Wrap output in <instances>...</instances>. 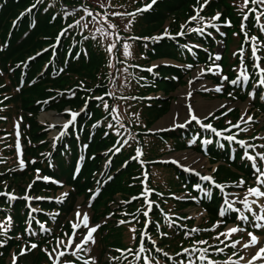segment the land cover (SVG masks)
I'll list each match as a JSON object with an SVG mask.
<instances>
[{"label": "trees", "instance_id": "1", "mask_svg": "<svg viewBox=\"0 0 264 264\" xmlns=\"http://www.w3.org/2000/svg\"><path fill=\"white\" fill-rule=\"evenodd\" d=\"M102 2L107 6L101 8ZM101 3L92 0H0V193L14 195V191L20 190L40 206L37 220L33 221L24 199L9 201L0 195V222L7 227L6 233L0 231V264H6L11 251L17 257L16 264H50L40 247L57 239L63 228L69 230L64 222L76 198L88 197L96 187L101 189L95 201L98 212L108 214L116 195L121 197V205L118 219L103 226L95 235L96 243L89 244L90 251L82 255L83 259L95 258V264H106L102 260L105 252L136 249L140 226L146 220L142 214L146 205L144 201L129 203L127 196L139 193L143 182L152 193L153 202L147 218L151 221L148 235L156 237L158 244L172 255L168 258L157 253L147 242L144 256L149 264H180L181 260L188 264L186 255H177L182 253V247L192 249L199 239L210 237L204 233L185 235L192 230V221L183 219L186 218L184 211L194 204L193 198L212 225L222 220L219 231L226 225L239 223L236 213L224 218L219 215L224 196L213 183L202 180L201 175L160 163L164 156L186 150L203 154L209 161L219 163L212 176L215 184L224 183L232 187L227 191L235 190L241 180L247 182V177L254 174L237 144L229 146L196 124L186 131H149L168 113L172 99L169 95L184 84L190 68L216 61L215 44L221 37L211 36L214 27L210 25L223 27L221 22L227 16L235 20L244 16L248 9L230 8L227 0H209L200 13L203 20L189 22L205 0H159L134 17L113 13H137L152 0H103ZM243 3L244 0L241 6ZM223 5H228L222 7L227 11L221 13L219 20H213L216 8ZM253 7L257 6L249 3L248 8ZM85 10L91 11L93 16H88ZM68 12L72 14L67 15ZM252 16L245 26L248 34L255 35L257 28ZM168 19L169 35L165 36L163 27ZM109 25L114 27L109 28ZM182 27L184 34L177 35ZM193 28H204V33L190 31ZM65 29L66 34L61 36ZM161 36L164 38L151 39ZM117 37L120 38L117 47L109 52L108 46L116 42ZM125 42L130 45V56L124 55ZM258 53L264 57V50ZM158 60L171 61L175 65H161L152 72L147 71L150 64ZM246 60L248 63L249 58ZM252 84L237 89L228 84L224 95L244 99L253 88ZM157 93H161V97L156 96ZM152 94L154 97L149 98ZM256 103L257 108L264 111L262 103L259 100ZM66 106L73 111L81 107L82 111L54 145L42 144L46 130L36 121L37 115L47 111L61 113ZM233 116L231 114L230 119ZM19 121L24 123L20 137L25 144L23 155L15 131ZM210 122L238 139H253L257 135V130L248 124L241 126L248 130L240 132L236 128L226 131L223 119L212 118ZM258 143L259 140L252 142ZM115 147L121 150L116 152ZM138 149L143 154L134 159ZM256 151L263 152L262 148ZM20 160L24 162L23 167ZM38 175L50 180L37 179ZM20 180L28 181L31 187L28 186V190L20 188ZM63 187L71 190L60 203L51 195ZM183 193L190 197L182 198ZM54 210L56 214L52 215ZM165 215L175 220L176 226L169 227ZM7 217H11L10 224ZM41 223L50 231L41 232ZM28 227L36 235H30ZM132 228L136 231H130ZM22 243L25 248L31 243L38 247L20 255ZM231 253L229 250L225 256ZM219 259L209 256L204 262L195 260V264L214 263ZM72 262L83 263L74 259ZM115 263L145 264V259L136 262L135 258H123Z\"/></svg>", "mask_w": 264, "mask_h": 264}, {"label": "rangeland", "instance_id": "2", "mask_svg": "<svg viewBox=\"0 0 264 264\" xmlns=\"http://www.w3.org/2000/svg\"><path fill=\"white\" fill-rule=\"evenodd\" d=\"M93 2L99 4L103 0H92ZM227 4L229 7H239L241 8L242 0H227ZM227 5V6H228ZM226 5H223L221 7H217L215 12L213 13V16H216L218 13L221 16L222 12H226L222 7H227ZM225 10V11H224ZM243 16V15H242ZM238 17L235 18V20H232L229 16H227L221 24H223V27H214V33L212 37H216V34H218L221 37V40L216 42L215 44V58L217 56L220 57V59H216L214 63L211 65H205V64H199L197 66H194L193 68H190L189 74L184 78V84L179 87L175 92L170 94L169 96L172 98L169 111L165 116L161 117L150 129L149 132H164V131H172V130H188L192 124H197L200 128L204 129L201 125L202 124H209L210 120L212 118L214 119H223L225 122V128L234 130L235 128H232V125L236 124L237 122L240 121V118L242 115H250L254 118V123L248 124L254 130H257V135L255 137H264V111L260 110L257 108V100L261 102L263 108H264V86H258L257 81L259 80V75L254 68V59L252 57L251 53V46L250 44H245V36L244 33L241 32V23H242V18L243 17ZM253 23L255 25V28H257V34H248L250 37H258L259 41L264 42V33H261L255 20V15L253 14ZM261 22L264 23V17H262ZM169 23V19L164 23V31L167 29L166 26ZM230 25V26H229ZM246 25V21H245ZM246 28V26H245ZM218 29V30H217ZM255 32V33H256ZM239 33L241 37L239 36ZM245 46V59L246 60V67L248 71V82L246 84H241V85H232L230 83L231 80L237 79V76L239 74L238 70L240 69L241 66V58L239 55L234 56L233 53L237 52L240 48L241 45ZM260 49L264 50V44L261 45ZM259 49V50H260ZM258 56H261L260 53L257 52ZM247 56V57H246ZM262 57V56H261ZM264 58V57H262ZM28 62V59H27ZM26 62V63H27ZM166 63L173 64L172 62H169L167 60H158V61H153L150 66L152 69H155L161 65H166ZM214 65H219L220 68V73L219 75L214 74L211 71H207L209 68H213ZM156 66V67H154ZM262 66H264V60H262ZM201 70L203 71V74H201ZM195 76V77H194ZM222 77H227V80H222ZM252 82L253 84L251 85V89H249V92L247 93L246 97L244 99H236L229 97L228 95H224V90L225 87L229 86L232 89H237L238 87H244L246 88L249 83ZM228 83V84H227ZM223 85L222 91L217 92L215 91L216 87ZM193 87V89H192ZM250 93L252 94L250 96ZM158 97H161V93H157ZM154 95H149V98H153ZM223 105V107H221ZM189 106H191L192 111L197 115L200 123H197L196 121H192L187 125V127H174V125H179V124H184L186 120L189 119ZM201 109V110H199ZM77 111H73L69 108V106H66L61 113H57L56 111H47V112H41L37 115L36 121L38 124L43 127L45 131V138H43V143L46 144L47 146L49 145H54L55 141L58 139L60 134L65 130L64 125L71 120V113H78L82 111V108L79 107L76 109ZM175 112V113H173ZM234 115L232 119H230V115ZM172 117V119H170ZM77 118V117H76ZM163 122H166L163 124ZM231 122V123H229ZM162 123V125H161ZM24 123L19 121L15 125V131L19 135V138L22 136V125ZM18 125V127H17ZM212 125V124H211ZM247 124H241V126H245ZM161 126V128L155 129L156 127ZM163 126V127H162ZM230 126V128H229ZM215 127V125H214ZM217 128V127H216ZM232 128V129H231ZM218 129V128H217ZM220 130V131H218ZM218 132H221L223 135L227 136L225 132H222V129H218ZM204 131H207L204 129ZM238 139V137H236ZM238 140H243L248 143H252L255 140H259V145H264V139H250V138H241ZM228 143L229 146L231 144H237V147L242 151L243 156H244V149L235 142H230L227 139L224 140ZM45 142V143H44ZM31 142L28 141V144ZM27 144V142H26ZM37 146V145H36ZM25 149V144L23 143V139H19V150L20 154L23 155V151ZM262 151L264 152V148H262ZM104 154V153H103ZM137 156V153H136ZM140 158V157H139ZM160 163L164 164H170L169 162L177 165L173 161H179L180 165H183L182 168L185 169H192L194 171H190L194 174H199L201 176H210L212 178L214 171L216 170L217 166L219 163H214L212 161H209L203 154L195 153L190 150L170 154L164 156L162 159H160ZM21 161V160H20ZM168 162V163H166ZM250 166L251 162L248 160ZM259 163V162H258ZM171 165V164H170ZM179 166V165H177ZM252 167V166H251ZM260 167L264 168V163H260ZM78 172V171H77ZM76 171H74V175L77 174ZM144 177L146 175L144 174ZM241 178H243L241 176ZM245 178V177H244ZM248 181L244 183L243 186H239V188H236L235 190H229L232 187L231 186H226L224 183L221 185L224 186L223 190H225V193H223V196L225 198V195L227 194L228 199H233V198H238V199H243L247 189L249 187L256 186V181H255V174H253L252 177L248 176ZM44 180V179H42ZM46 181V180H44ZM47 182V181H46ZM143 182V187H141V191L135 195L131 194L127 196V199L129 200V203L136 202V201H144L145 198L142 196V193L147 189L144 186ZM59 186H62L61 184L58 183ZM29 182L28 181H23L20 180V188L24 190H28ZM71 190L70 187H63L60 190L56 191L54 194L51 195V198H54V200L58 201L57 198L61 196L62 193H67ZM100 188H95L91 189V193L88 197L84 196H78L76 198L74 208L72 212L68 214V216L65 219L64 224L67 223V226L69 230L67 231L66 229H62L59 233L60 236L58 237L59 239L62 240H67V236H70L72 233V228L70 226V221H75L76 220V210L79 207L81 210L86 211L89 213V225L90 226H99L97 232L94 235H97L101 228L103 226H106L107 223L109 222H114L118 218V210L119 206L121 204V197L119 195H116L114 197V202L112 203L113 205H110L109 207L111 208L110 212L108 214H101L95 209V204L96 200L100 196ZM14 195L16 199L20 200H25L26 206L28 209L31 211L32 209H36L35 212H32L31 218H33V221L37 218V215H39L40 211V206L34 201L35 199H26V197H29L28 194H25L24 192L20 190L14 191ZM151 193V192H150ZM152 193L147 197L150 199ZM182 198L186 197L189 198L190 196L187 193L181 194ZM180 195V196H181ZM133 196H137V198H134ZM179 198V197H178ZM15 199V200H16ZM177 199V198H176ZM255 199L254 197H249V200ZM151 200V199H150ZM193 200V205L188 207L184 213H186V218L191 217L190 219L186 220H191L192 221V229H200L199 232L196 233H204L210 235L209 238H202L199 239L198 241H207L206 244H199L196 243V245H192V248H207L208 253L207 257L214 256L216 258H220L219 261H215L213 264H236L237 261H239V264H245V261L240 260V257H246L248 259L251 258V255L255 254L256 248L252 249H243L239 245L237 246L236 249L228 248L225 247L223 244H220V241L215 239L214 237L217 235L218 232H224L228 228L234 227V226H241L246 228V232L244 233H237L233 239H240L242 242H247L249 240V237L247 235V231H252L255 235L258 237H264V229H255L252 226V218L251 215L249 214V223L247 225L243 224L241 221L236 224H229L226 225L224 228H222L220 231L218 228H216L214 231L210 230L213 228L214 225H212L210 219L207 217V214L205 211L200 209V206L195 198ZM62 203V202H60ZM236 205L241 206L242 205L237 203ZM255 207V206H254ZM258 211V209H257ZM56 214L55 210L52 211V215ZM37 220V219H36ZM185 221H183L184 223ZM37 225L39 224L38 221L35 222ZM43 224V223H41ZM44 225V224H43ZM216 225V224H215ZM145 221H142V225L140 226L139 229V239L137 241L136 249L132 252L125 251L124 255H121L120 252H105L103 255V261L106 262V264H116L115 261H112V257H120L119 260H124L128 258H135L136 262L140 260H144V252L143 253H138L137 250L140 247L141 244V234L145 231ZM45 227V225H44ZM40 228V225H39ZM30 229V227L27 228V230ZM41 229V228H40ZM207 230V231H206ZM87 229L81 228L80 229V238H82V234L86 232ZM43 232V231H41ZM29 233V231H28ZM67 234V236L65 235ZM57 238V239H58ZM53 240L51 242H48V244L43 245L40 247V250L43 251V253L46 254L48 257V260L50 264H52V261L49 258L48 253L52 252L53 248L56 246V240ZM221 240L224 238L221 237ZM151 240L155 241V247L152 246L150 241L145 242V246L148 242L149 246L153 247L157 253L164 255V253H167L168 255L166 257H170L171 252L167 251L165 247H161L158 244V239L156 237H151ZM197 241V242H198ZM230 243V241H229ZM92 245V244H91ZM211 246V247H210ZM216 246H219L221 248H224L223 252H217ZM25 248V244H21V249ZM189 247L183 246V249H187ZM157 249H160L161 251H157ZM232 250L231 256L226 257L225 254L229 251ZM71 250H69V254L65 255L64 257H61L59 259V264H66V262H70V264H73L72 259H75L76 261H79L82 263L84 259H80L77 256H73L70 254ZM230 253V252H229ZM84 252H81L79 254V257H82ZM137 255L139 256V259H137ZM84 256V255H83ZM165 256V255H164ZM13 257L14 254L11 251L10 256L6 259V264H13ZM16 257V256H15ZM17 258V257H16ZM117 261V260H116ZM173 261V260H171ZM83 264V263H82ZM146 264V262H145ZM147 264L148 261H147ZM259 264V262H258Z\"/></svg>", "mask_w": 264, "mask_h": 264}, {"label": "snow or ice", "instance_id": "3", "mask_svg": "<svg viewBox=\"0 0 264 264\" xmlns=\"http://www.w3.org/2000/svg\"><path fill=\"white\" fill-rule=\"evenodd\" d=\"M38 2H39V0H38ZM156 2H157V0H152L151 4L146 5L145 8H143V9H138L137 13H127V14H125V13H113V15H131L134 17L139 12L147 11ZM208 3H209V0H205L204 5H201V7L199 9H196V15L190 17L189 22L197 21V20H203V17L200 15V13L204 10V7H206ZM249 3L256 5L257 7L248 8ZM99 6L101 8H104L107 6V4L105 2H102ZM33 7H35V5H33ZM241 7L248 9V11L245 12V14L242 18L241 32L244 33L245 44H250V46H251L252 57L255 61L254 68L256 69V71L260 77L259 80L257 81V85L258 86H264V66H262V60H264V58L257 55V52L259 51L261 45L264 44V42L259 41L258 37L248 36L246 28H245V21H247L250 18L251 14H254L256 24H257L260 32L264 33V23L261 22L262 17H264V0H244V3ZM29 11H31V9H29ZM85 11H87V10H85ZM66 14L71 15L72 13L68 12ZM87 15L93 16V13L91 11H87ZM212 19L213 20H219L220 14L218 13ZM79 23L80 22L77 21L76 25L79 26ZM86 26L87 25H85V27ZM206 26H208V25H206ZM210 26L216 27L215 25H210ZM69 27H73V25H69ZM111 27H114V26L109 25V28H111ZM190 31L203 34L204 28H193V29H190ZM66 32H67V29H65L60 35L63 36L64 34H66ZM183 34H184V29L182 27V31L180 33H177V35H183ZM164 35L165 36L169 35L167 32V29L165 30ZM162 38H164V37L163 36L154 37L151 39L159 40ZM119 40H120V38L117 37L116 42L111 43L108 46L107 50L109 52H111L114 48H116ZM123 48H124V55L130 56L131 55V52L129 51L130 45L125 42L123 44ZM189 51H191V49H189ZM233 55L234 56H236V55L240 56L241 66H240V69L238 70L239 74L237 76V79L231 80L230 83L234 86L246 84L248 82L249 77H248L247 67L244 63L245 46L242 44L241 48L237 52L233 53ZM215 59L218 60V59H220V57L217 56ZM154 67H156V66H154ZM188 67H191V65H189ZM147 71L152 72L153 69L150 68V69H147ZM203 71L204 70H201V74H203ZM207 71H211L214 74L219 75L221 70L219 68V65H214L213 68H209ZM222 80H227V77H222ZM222 88H223V85L221 84L220 86L216 87L215 91L221 92ZM229 95H231V93ZM251 95L252 94L250 93V96ZM98 99H102V98H98ZM86 104H87V102H86ZM105 107H107V105H105ZM221 107H223V105ZM113 112H115V109L113 110ZM78 115H79V113H71V120L68 121L64 125L65 129H67L70 125L74 124L76 117ZM114 119L118 120V117L114 116ZM192 121H196L197 123H200L197 115L192 111L191 106H189V119L186 120L184 124L174 125V127H187V125L189 123H191ZM229 123H231V122H229ZM251 123H254V118L250 115L245 114V115L241 116L239 122L232 125V128L239 129L240 132H245L248 129L241 127V124H251ZM201 126L206 128V129L212 130L213 132L216 133L217 136L222 135L221 132H216V130L212 128L211 124H202ZM17 127H18V125H17ZM111 127H112V125L110 124L109 128H111ZM226 131H230V129H227ZM61 135H63V133H61ZM117 135H119V133H117ZM225 139H227L230 142L238 143L244 149V156L242 158L247 159L251 162V166H252L254 174H255L256 186L249 187L247 189V192H246L243 199L233 198L230 200V199H228V196L226 194L225 199H224V205L221 207L219 215L221 216V218H224L225 216H227L230 213H236L237 214L236 219L241 221L243 224L247 225L249 223V214H250L251 218H252V226L255 229H264V168L260 167V163H264V152L256 151L257 148H264V145H256V144L248 143V142L243 141V140H237L236 135H229V136L225 137ZM253 139L254 140L255 139H264V137H253ZM193 142H195V141H193ZM126 143H127V141H124V144H126ZM206 143H211V141H206ZM122 146L123 145H121V147ZM114 150L116 152H119L121 149H120V147H115ZM142 154L143 153L138 149L137 150V157H134V159L139 158V156H141ZM173 162L176 163L177 165L183 167V165L179 164V161H173ZM20 165H21V167L24 166V162L22 160L20 161ZM186 170L194 171L192 169H186ZM37 171L39 172V170H37ZM37 179H44L46 181L50 180L49 177H40L39 175L37 176ZM201 179L204 181H209V182L213 183L215 187L220 188L221 191H223L224 186L215 184V182L212 180V178L210 176H202ZM244 183L245 182L243 180H241L239 182L238 186H243ZM29 187H31V186H29ZM196 187L199 188L200 186L197 185ZM150 194H151L150 190H148V189H146L142 193V196L145 198V205H146V208L142 214L144 215L146 220H145V231L141 234V238H140L141 244H140L139 249L137 250L138 253H143L145 251V242L146 241H150L152 246L155 247V241L151 240V237L148 235V225L151 223V221L148 220L147 218L149 217V213L153 209V202L147 198ZM207 194L208 193H205V195H207ZM0 195L6 196L9 201L16 199V197L14 195L7 193V192L0 193ZM67 195H68L67 193H62L61 196L59 198H57L58 201L63 202V198L66 197ZM249 197H254L255 199L249 200ZM26 199H32V198L26 197ZM237 203L241 204L242 208L235 207V205ZM257 209H258V211H257ZM35 211H36V209H32L30 211V216H31L32 212H35ZM75 215H76V220L69 222L70 226L72 228L71 235L67 236V234H65L67 236L66 241L58 238L56 240V246L53 248L52 252L48 253L49 258L52 261V264H59V259L61 257H64L65 255H68L69 250H71V252H70L71 255L77 256L78 258L83 259V257H79V254L81 252H85V253L89 252L90 249L87 246L89 244H95L96 243L94 234L97 232L99 226H90L89 225V213L81 210L79 207L77 208ZM190 218L191 217H187V218H183V219H190ZM165 219L168 222L169 227L176 226V221L173 220L171 217H168L167 215H165ZM6 220L9 224L11 223V217H7ZM120 223H126V221H120ZM220 223H222V220L218 221L217 224L214 225L213 228L210 230L214 231L216 228L219 227ZM157 227H159V226H157ZM40 228H41V231H43V232L50 231L49 229L45 228L43 224L40 225ZM81 228L87 229V231L82 234V238H80V235H81L80 229ZM0 231H3L5 233L7 232V227L5 226V224L3 222H0ZM27 231H29L30 235H36V233L32 232L30 229H28ZM130 231L135 232L136 230L134 228H132V229H130ZM199 231H200V229H192L190 232H186L185 235L191 236L193 233H196ZM244 232H246V228L238 225V226L228 228L224 232H218L214 238L219 240L220 244H223L225 247L232 248V249H236L238 245L240 247H242L243 249L256 248L257 250H256L255 254L251 255L250 259L241 256L240 260L245 261V264H258V262H259V264H264V237H258L252 231H247V235L249 237V240L247 242H242L240 239H233V237L237 233H244ZM162 235L166 236L167 233H162ZM221 237H223L224 239L221 240L220 239ZM133 238L135 239V237H133ZM229 241H230V243H229ZM197 243L206 244L207 241H198ZM0 246H2V243H0ZM37 247H38L37 244L31 243L26 248L21 249L20 255H25V254H27V252H29L33 249H36ZM215 250L217 252H223L224 248L216 246ZM117 251L121 252V255H124V250L117 249ZM127 251L132 252L131 249H128ZM157 251H161V250L157 249ZM197 252L200 253L198 256L195 255ZM207 253H208L207 248H195L194 247L192 249H183L182 253H178L177 255L178 256L186 255L188 257V264H195V260H199L201 262L206 261ZM164 255L167 256L168 254L164 253ZM136 258L139 259V256L137 255ZM119 259H120V257H112L111 258L112 261H116ZM144 259H145V262L147 264V257H145ZM13 264H16V257L15 256L13 257ZM66 264H70V262H66ZM83 264H95V258L89 257L88 259H84ZM180 264H184V261L181 260ZM207 264H213V262L208 261ZM236 264H239V261H237Z\"/></svg>", "mask_w": 264, "mask_h": 264}, {"label": "bare ground", "instance_id": "4", "mask_svg": "<svg viewBox=\"0 0 264 264\" xmlns=\"http://www.w3.org/2000/svg\"><path fill=\"white\" fill-rule=\"evenodd\" d=\"M195 77V76H194ZM192 89H193V87H192ZM199 110H201V109H199ZM173 113H175V112H173ZM170 119H172V117L170 118ZM164 123H166V122H163V124ZM161 125H162V123H161ZM163 127V126H162ZM158 128H161V126H158V127H156L155 129H158Z\"/></svg>", "mask_w": 264, "mask_h": 264}]
</instances>
